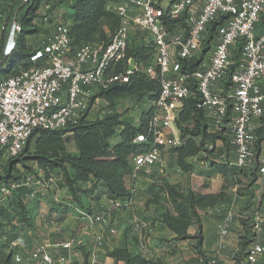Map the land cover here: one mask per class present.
I'll list each match as a JSON object with an SVG mask.
<instances>
[{
    "label": "built area",
    "instance_id": "obj_1",
    "mask_svg": "<svg viewBox=\"0 0 264 264\" xmlns=\"http://www.w3.org/2000/svg\"><path fill=\"white\" fill-rule=\"evenodd\" d=\"M27 2V0H23ZM119 26L107 44L84 45L71 55L69 23L58 10L47 13L49 6L39 7L34 24L49 30L45 43L32 51L30 61L44 60L42 66L21 69L0 80V152L5 159L17 157L33 134L61 131L75 126L89 114L97 91L113 84H128L139 69L126 59L130 35L139 32L144 43L153 48L152 66L144 69L152 78L159 77L160 92L152 103L146 134H138L134 143L147 150L133 158V178L138 171L163 169L165 147H179L180 137L169 138L165 129L176 125L183 101L198 95L197 107L216 133L228 140L235 153L229 167L256 173V182H264V29L256 25L264 11V0H109ZM184 17L185 26L173 32L167 21ZM216 26L215 39L208 54L195 69L186 64L203 49L207 27ZM130 25V26H129ZM131 26L133 32L131 33ZM21 25L12 18L8 40L1 57L11 54ZM243 42L241 58L234 62L232 51ZM234 63H237L234 68ZM123 65L120 71H115ZM125 65V67H124ZM141 70V69H140ZM212 149V147H209ZM27 186L47 188L32 177ZM9 195L6 189L1 190ZM38 191H33L35 197ZM129 203L124 204L128 206ZM253 234L245 263L258 264L264 253L261 235L264 214L260 197L252 202ZM90 226L102 223L104 216L82 213ZM232 213L228 212L218 228L219 238L228 235ZM97 246L103 237L95 239ZM76 239L56 244H40L18 264H73ZM58 251L53 255L51 251ZM87 264H98L91 253Z\"/></svg>",
    "mask_w": 264,
    "mask_h": 264
},
{
    "label": "trees",
    "instance_id": "obj_2",
    "mask_svg": "<svg viewBox=\"0 0 264 264\" xmlns=\"http://www.w3.org/2000/svg\"><path fill=\"white\" fill-rule=\"evenodd\" d=\"M105 1L109 0H27V2H23V0H0V80L15 75L21 69H28L32 66L39 67L45 63L41 59L35 63L30 61L32 51L43 45L45 37L49 34L48 29L34 24V20L40 17L38 10L42 4L49 6L47 11L49 14L62 6L69 9L70 13H64L62 19L69 23L71 55H73L77 49L84 45H98L92 42L89 24L92 23L98 12H101ZM12 18H16L20 23L21 30L15 36V46L11 54L2 58L1 54ZM114 18L116 19L115 31L119 26V19L116 16ZM183 18L176 21H167L166 26L173 32L178 26H185ZM218 24L214 23L207 27L201 54L186 64L191 70L195 69L200 60L210 51ZM263 29L264 11L260 16L259 23L256 25V32L260 33ZM38 34H42L41 39L31 42L30 40ZM109 40L110 38L103 44H107ZM143 40L144 36L139 32L130 35L126 50L127 60H133L135 63L144 62L152 56L153 48L146 45ZM242 46L243 42L241 41L233 49L232 59L234 62L241 58ZM17 62L20 63L19 68L15 70ZM236 64L234 63L232 68ZM122 68L123 65H119L116 71H120ZM118 92L137 95L143 109L138 114L136 122L123 121L121 115L114 111L107 112L101 119H95L94 121H89L87 114L81 118L77 125L69 126L64 130L36 132L17 157L5 159L2 152H0V158H3L6 162V167L0 173V219L3 223L5 222L12 227H14L13 222L21 228L34 227V211L28 205V202L36 203L42 197L40 193H37L35 197H31L32 192L37 190L33 186L25 185L26 178L29 176L49 185L53 175L57 174L60 182L59 188H66L69 204L75 205L88 215L92 214L90 205L86 203L87 200L97 201L100 199V195L108 198L113 204L117 203L122 207L130 202L131 193L126 189V178L133 174V158L145 152L148 148L145 144L134 143V138L138 134L147 133L148 121L152 114V103L160 92L159 77L151 78L139 69L131 75L128 84H113L105 91H97L92 99L105 98L110 101L112 95ZM198 102L199 99L196 93L184 100L177 120L182 143L172 151L173 162L185 172L192 170L191 159L197 157L201 152L205 151L208 155L214 153V149L208 150L206 148H213L218 138L224 140L227 146L232 149L228 140L221 133L213 135L209 133L208 120L203 111L197 107ZM143 103H148V106H143ZM67 135L80 141L77 156L65 154L62 148L55 150V159H52L48 151L41 147L44 142L60 141ZM33 138H36L34 144H32ZM113 139L116 140V145H111ZM32 148L35 151L34 155H30ZM59 152L62 154H59ZM28 160L35 161L40 170L39 174L42 176H39L37 171L28 168ZM18 165H21L26 171L20 173L17 168ZM250 172L248 184H253L256 173L254 171ZM79 184H81V188ZM2 189L8 190L9 195L2 193ZM162 190L169 194V201L173 208V210L168 208L163 215L162 222L166 228L176 235L177 240L191 238L197 240L196 249L199 264H216L217 258H207L200 247L202 226L197 208L203 204L205 198L187 188L171 185L167 182H163ZM252 191H247L246 196L248 198H251ZM246 209L245 207L244 211ZM59 210L58 220L61 221V217H64L67 209L65 207V209L61 210L60 208ZM246 218L244 220L246 231L239 243L238 252L234 256L235 264H246V256L253 238L251 231L252 215H246ZM0 230H2V225H0ZM12 231L14 232V230ZM190 231H196L197 233L194 236H189ZM10 243L0 242V251L11 250ZM8 253L3 254L4 262L7 264L10 263ZM113 254L124 264H140L143 262L139 257L128 253L126 248ZM82 256L84 262H86L89 255L82 251ZM258 264H264V253Z\"/></svg>",
    "mask_w": 264,
    "mask_h": 264
},
{
    "label": "crops",
    "instance_id": "obj_3",
    "mask_svg": "<svg viewBox=\"0 0 264 264\" xmlns=\"http://www.w3.org/2000/svg\"><path fill=\"white\" fill-rule=\"evenodd\" d=\"M37 40L32 39V41H30L34 42ZM142 105L146 107L148 103H143ZM175 124L173 129L164 130L167 137H180L177 121ZM209 133L212 135L216 134L210 125ZM175 148L176 147L167 146L163 150L166 166L169 165L170 168H173L175 171H165V166L163 169L151 168L138 171L136 177H129L133 182V186H131L129 190L131 193L130 205L122 207L120 204H113L112 201L103 195H100V199L97 201L93 199L87 200L86 203L90 205L92 215L104 216V221L102 223L92 225L99 230L98 232H101L100 235L103 237V243L101 246H97L94 242L92 247L89 245L85 248H79L77 246L83 264H87L89 257L87 261L84 262L82 250L89 256L91 253L96 254L98 264H124L113 254L123 248H126L127 252L131 255L139 257L141 261H143L140 264H199L196 249L197 240H193L192 238L177 240L176 235L166 228L162 222L165 211L168 208L173 210L169 201V194L162 190L163 182L182 186L205 198L203 204L197 208L202 226L200 232L202 238L200 242L201 250L207 258L216 257V264H235L234 256L238 252L239 243L242 241V237L246 231V222L244 220L247 219L246 215H252V202L257 196L260 197V205L263 209L261 201L264 202V198L261 200V197L264 191V182L259 184L255 179L253 184H248V178L251 174L250 171L247 169L240 170L235 167H229L228 164L235 160V153L222 139L218 138L215 141L213 154L208 155L207 152L205 153L204 151L197 157L191 159L192 170L187 172L182 171L174 164L172 151ZM197 158H199L200 163H196ZM198 168L199 170L196 171ZM22 172L23 171H20V173ZM50 184H53L52 179L50 180ZM50 184L47 185V188H36L42 197L37 201L39 205L38 203L28 202V205L32 207L34 211L33 228H21L13 222L15 227V229H13L14 227L5 222L3 223L0 219V225H2V230H0V242H11L10 248L12 250L11 255V250L9 249H6L5 252H3V250L0 251V264H7L3 259V254L5 253L9 252L10 263L8 264H18L15 260L17 258H23L25 247L26 249L30 248V251L34 249L37 246L35 244L38 243V241L35 240L38 236L37 233L45 231V229H42L43 226L41 225V222L44 220L48 221L47 223L55 224L54 227L49 228L48 231L43 233L47 235V240L43 241L44 244L52 245L66 241L65 238L60 236L64 235L62 232L66 230V227H63V223L67 220L70 223L69 225H71L70 227L68 225L67 230H77V234L86 239L83 243L86 244L90 240V237L93 240L95 239L91 236L92 234L89 230L86 231V229L82 228L81 233H78L80 232L79 227H82L83 224L90 225L82 216L84 212L75 205L69 204L68 196L65 201L62 200L60 203H57L53 209L50 205L45 203L46 201L44 199L50 200L51 194L53 195L54 201H57V193L52 191L51 187L53 185ZM158 191H162L160 197L157 195ZM247 191H252L251 193L253 194L251 198L246 196ZM162 198H165L166 202ZM45 205L47 207H45ZM65 207L67 213L63 218L61 217L62 220L59 221V209L61 208L62 210L65 209ZM242 207H246V211H244V209L242 210ZM45 210H48L49 213L45 212ZM126 212H130L131 216L129 220L123 219V214ZM228 212H231L233 215L229 224L228 235L222 240L219 238V233H213L210 237L207 231L214 226L217 220L221 221L222 224ZM42 213L44 214L42 215ZM37 216L39 217L38 221L36 219ZM135 216H138L139 220L136 219ZM117 220L118 224H120L118 228L116 226ZM135 220H137L138 223H135ZM91 227H89V229ZM161 227L162 231L159 232ZM12 230H14V232ZM196 233V231H190L189 236H194ZM261 240L264 244V223ZM80 242L82 243L81 240L79 243ZM76 251L77 250L74 251L73 255V264L80 262ZM56 252L58 251H51L53 255H55L54 253Z\"/></svg>",
    "mask_w": 264,
    "mask_h": 264
},
{
    "label": "rangeland",
    "instance_id": "obj_4",
    "mask_svg": "<svg viewBox=\"0 0 264 264\" xmlns=\"http://www.w3.org/2000/svg\"><path fill=\"white\" fill-rule=\"evenodd\" d=\"M101 9H102L101 12L99 11L98 14L94 17V20L92 21V23L89 24V29L91 31L92 42H93V44H98V45L105 43L110 38V36L112 35V32L115 29V21H116V19L114 18V16H116V15L112 12L109 1H105ZM58 12L61 15L64 14V13H70L69 9L65 8L63 6L58 9ZM130 31H131V33L133 32L132 26H131V30ZM41 37H42V34H38V36H36L33 39L37 40V39H41ZM7 40H8V35L6 37L5 44H7ZM19 64L20 63L17 62L15 70L17 68H19ZM136 64H137L138 69H141L140 71H143L144 69H146L147 67H149V66H151L153 64L152 56H150L148 58V60H146L144 62L143 61H139ZM141 107L142 106H140V103L138 101L137 95H135V94H129L128 95V94H123L122 92H118V93H114L112 95L110 101L105 99V98H99V99L95 100L94 104L91 105V107H90V111H89V114H88V120L89 121H94L95 119H101L107 112L114 111V112H116V113L121 115V120L130 121V122H136L137 119H138V114L143 109ZM35 141H36V138H33L32 139V144H34ZM79 142L80 141H78L76 138L71 137L70 135L69 136L67 135V136L63 137V140H60V141L44 142V143H42L41 147L48 151V153L50 154L49 156L52 159H55L54 158L55 150H60L62 148H63V151L65 152V154H68V155H71V156H77L79 154V152H78ZM111 145H116V140L115 139H113L111 141ZM213 148H212V150H213ZM207 149L211 150L208 147H207ZM30 153H31L30 155H34V153H35L34 148L31 149ZM59 154H62V153L59 152ZM201 157H203V156H201ZM196 163H200L199 158L196 159ZM27 166H28L29 169H32L33 171H37V174L39 176H42L38 172L40 170L38 169L37 165L35 164V161L28 160ZM5 167H6V162L4 161L3 158H0V173H1V171L4 170ZM17 168L20 171H26L24 168H22L21 165H18ZM165 168H166L165 171H175L173 168H170L169 165H167ZM198 170H199V168L196 171H198ZM32 176H34V175L32 174ZM51 179L53 180V184H51L53 186L51 188H52V191H54V193H57V195H56L57 201H54V198H53L52 194L50 195V200H48V199H44V200L46 201L45 203H47V205H50L52 207V209H53V207H55L57 205V203H60V201H62V200L65 201V199H67L66 197L68 196V194H67L66 188H59L60 182L58 180L59 178H58L57 174H54ZM125 185H126V189L129 191L131 186H133L132 180L129 179V178H126V184ZM79 186L81 188V184H79ZM161 194H162V191H158L157 192V195H159V197H160ZM263 198H264V191L262 193L261 200ZM162 199L166 202L165 198H162ZM261 202L263 204V209H262V206L261 205L260 206H261V210L263 211V214H264V202L263 201H261ZM36 203H38V205H39V202H36ZM45 207H47V206L45 205ZM243 209H245V207H242V210ZM73 211H75V210H73ZM45 212H48V210H45ZM79 212H80V210H79ZM43 214L44 213H42V215ZM38 216H39V213H38ZM38 216L36 218L37 221L39 219ZM130 216H131L130 212H126V213L123 214V217H124L123 219L124 220L125 219L129 220ZM135 218L138 219V216H135ZM36 219H35V222H36ZM135 221H136L135 223H138L137 220H135ZM47 222L48 221H46V220L41 222V225L43 226L42 229L43 230L45 229V231H48L49 228L55 226V224H50V223H47ZM69 224L70 223H69L68 220L65 221V223H63V227H66V230H63L62 233H64V235L60 236V237L65 238L66 241H68L70 239H73V238L74 239L77 238L76 239L77 242H78L77 246L79 248L80 247L85 248L86 246H89V245L92 247L94 245L96 237L97 236H101L100 235L101 232H98L99 230L96 227H93V226L91 227V226H88L87 224H83L82 227H79V231L80 232H78V233H81V229L83 228V229H86V231L89 230L91 232V234H92L91 236H93L95 238L93 240L90 237V240L85 244L83 242L86 241V239H84L80 235H78L77 232H76L77 230L76 231L67 230ZM220 224H221V221L217 220L215 222L214 226L212 228H210V230L207 231V234H209V236L211 237V235L213 233H218V228H219ZM118 225H120V224H118V220H117V222H116L117 228H118ZM44 226H46V227H44ZM70 226L71 225H69V227ZM89 227H91V228L89 229ZM45 231H40L41 234L39 232L37 233L38 236H37V238H35V240L38 241V243L35 244V245L44 244L43 241L47 240L46 239L47 235L43 234ZM161 231H162V227L159 230V232H161ZM33 237H35V236H33ZM210 237H209V239H210ZM80 240L82 241V243L81 242L79 243ZM78 247L75 249V250H77L76 251V254H78L77 257H78V259H80V262H78L77 264H83L82 258L80 256V253L78 252ZM29 252H30V248L26 249V247H25V252L23 253V258H26L28 256Z\"/></svg>",
    "mask_w": 264,
    "mask_h": 264
}]
</instances>
